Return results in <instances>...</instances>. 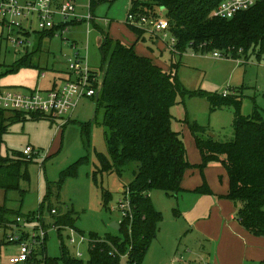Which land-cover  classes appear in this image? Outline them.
<instances>
[{
  "label": "rangeland",
  "instance_id": "374dc122",
  "mask_svg": "<svg viewBox=\"0 0 264 264\" xmlns=\"http://www.w3.org/2000/svg\"><path fill=\"white\" fill-rule=\"evenodd\" d=\"M131 1L96 0L93 21L89 24L84 21L61 35L42 39L34 32L26 36V42L18 48L10 44L9 30L0 24V88L26 91L47 89L53 80L60 84L68 70L67 60L76 54L84 58L88 68L101 79L102 56L98 41L102 28L110 37L134 45L136 53L151 58L162 69H172L184 89L216 95L236 93L243 115L251 114L256 106L264 116V52L257 57L255 51L248 50L236 58L226 52L221 53L227 58H216L212 51L195 53L190 49L181 55L173 53L163 43L165 41L151 39L148 32L137 39L125 20L132 8ZM81 8L77 5V12L86 15L88 12ZM169 39L168 35L164 40ZM24 60H30L32 66L22 65L17 72L5 74L7 69ZM96 105L95 96L82 97L72 113L65 116L69 118L63 127H57L60 123L48 118L30 117L8 127L3 136L2 155L22 152L29 146L33 158L21 163L20 172L25 176L19 179L18 189H0V206L5 208L4 219L7 220L2 226L10 228L4 233L0 229V264H45V257L63 264L59 234L70 255L80 251V259L85 262L89 258L87 239L91 233L100 239L106 234L120 236L119 230L111 224L123 220L117 201L124 197L122 191L133 179L137 164H128L121 176L115 170L94 174L99 167L97 154L108 156V131L101 124L103 111L96 112ZM233 111L226 106L211 111L204 96L178 97L169 109L171 129L181 134L190 163L198 165L201 158L188 124L196 122L205 126L204 136L229 140L233 138ZM90 122L89 130L83 132L82 125ZM80 159L83 160L71 172ZM203 175L213 192L211 195L194 191L202 182L197 167L184 173L183 190L149 192L162 221L141 264H264V236H255L243 228L237 220L235 205L224 197L228 178L223 166L208 162ZM106 192L112 199L104 206L103 193ZM51 209H56V213L52 214ZM62 214L70 224L56 225L61 228L58 232L53 223L55 217ZM16 216H21L24 222H17ZM41 224L46 231L44 250L35 244L28 261L10 263L19 245L8 242L7 236L22 232L23 228L25 232L38 233ZM70 229L75 231L72 234L75 243L68 240ZM78 233L85 236L80 244ZM120 257L121 264H125L128 251Z\"/></svg>",
  "mask_w": 264,
  "mask_h": 264
},
{
  "label": "trees",
  "instance_id": "16d2710c",
  "mask_svg": "<svg viewBox=\"0 0 264 264\" xmlns=\"http://www.w3.org/2000/svg\"><path fill=\"white\" fill-rule=\"evenodd\" d=\"M95 1L91 2L92 14ZM220 1L132 0L131 10L153 16L165 11L169 32L176 39L175 49L171 50L173 53L181 55L187 49L195 53L216 50L231 53L236 58L252 50L259 57L264 52V0L231 18L213 17L211 13ZM130 28L137 39L143 36V30ZM100 32L98 48L102 56V86L95 97L96 112L103 111L101 124L108 131V156L97 154L99 167L94 174L115 170L121 176L128 164H137L133 179L127 186L133 216L119 224L120 236L106 234L100 239L91 233L89 237L93 242L89 244V258L85 262L70 255L59 234L60 261L63 264H121L120 256L128 251L125 264H141L162 221L149 192L153 189L166 193L183 190L184 173L197 167L202 182L194 191L213 194L203 175L208 162H218L225 169L228 191L224 197L234 203L239 224L255 236H264V116L258 108L254 106L251 114L243 115L241 100L236 93L223 96L203 90L188 91L172 69H162L151 58L136 53L133 45L110 37L102 28ZM39 34L41 39L53 37L54 31ZM22 65L32 66L30 60L20 61L5 74L17 72ZM185 95L206 97L211 111L225 106L234 110L233 138L229 140L204 136L205 126L196 122L188 124L201 158L198 165L188 161L181 134L171 129L169 109L178 97ZM28 117L36 120L47 118L39 113L0 108V189L5 191L19 188V179L25 176L20 172L21 163L32 161L33 156L27 158L23 151L2 155L3 136L11 124L23 122ZM90 124L82 125L83 132L89 130ZM82 160L75 163L71 172ZM111 199L110 193H103L104 206ZM5 215V208L0 206V226L7 221ZM64 217L63 214L55 217L54 226L70 224ZM57 230L59 232L60 228ZM44 263L57 264V261L45 257Z\"/></svg>",
  "mask_w": 264,
  "mask_h": 264
},
{
  "label": "built area",
  "instance_id": "2783aa9c",
  "mask_svg": "<svg viewBox=\"0 0 264 264\" xmlns=\"http://www.w3.org/2000/svg\"><path fill=\"white\" fill-rule=\"evenodd\" d=\"M261 0H221L211 15L218 18H231L235 13L246 10L254 6ZM92 0H0V24L9 30L7 39L13 47L18 48L26 42V36L37 32L54 31V36L61 35L62 32L71 28L72 24L93 21L91 12ZM81 5V11L85 10L86 15H80L76 6ZM128 25L141 29L161 39H166L169 35L170 39L166 44L170 50L175 49L176 39L169 32V24L167 18L162 13L159 15H149L143 12L128 11L126 15ZM33 24L35 27L33 28ZM214 57H223L226 55L216 50L212 51ZM67 68L69 77L61 80L60 84L53 81L47 89H29L26 91L3 89L0 88V108L6 111H24L39 113L55 122H59L60 126L68 121L66 115H70L79 100L82 97L97 96L102 86L101 79L91 71L84 58L77 54L73 59L67 60ZM41 77H44L41 74ZM223 96L227 93H223ZM32 149L26 146L23 154L29 158L32 155ZM122 191V190H121ZM124 197L118 199L117 207L122 211L123 220L132 219V207L129 200V190L125 187L122 191ZM56 213L55 209L51 210ZM17 222H24L21 216H16ZM122 220V221H123ZM120 221L118 224H120ZM46 231L40 226L38 233L19 232L12 233L7 236L8 242H15L19 245L17 253L10 257V263H20L28 261L35 244H39L44 240ZM71 234L68 237L70 243H75L72 234L75 232L70 229ZM78 244L85 241V236L78 233ZM88 243L93 240L88 237ZM82 256L80 251H76L74 257ZM211 264V263H208Z\"/></svg>",
  "mask_w": 264,
  "mask_h": 264
},
{
  "label": "crops",
  "instance_id": "0c3cea01",
  "mask_svg": "<svg viewBox=\"0 0 264 264\" xmlns=\"http://www.w3.org/2000/svg\"><path fill=\"white\" fill-rule=\"evenodd\" d=\"M70 29V28H69ZM68 29V30H69ZM144 33H145V31H144ZM144 33H143V35H144ZM150 34V33H149ZM152 34H150V36H151ZM45 37V36H44ZM48 37V36H47ZM143 37V36H142ZM153 38H155V39H158V40H160V41H165V42H163V43H166L167 42V40H163V39H161V38H159V37H157V36H154V35H152L151 36V39H153ZM100 41H101V38L99 39V41H98V45H99V43H100ZM129 45H131V44H129ZM134 46V45H133ZM135 50V49H134ZM153 61V60H152ZM154 62V61H153ZM155 63V62H154ZM156 64V63H155ZM68 69V68H67ZM69 76V71L68 70H66V75H65V77L63 78V79H61V80H64V79H66L67 77ZM53 81H55V80H53ZM56 82V81H55ZM56 123V122H55ZM190 170V169H189ZM183 180V179H182ZM182 184V183H181ZM208 184V183H207ZM209 186V185H208ZM211 195V194H210ZM234 204V203H233ZM27 223V222H26ZM40 226H42V228L44 227L42 224L40 225ZM120 226V225H119ZM56 228H58V227H56ZM0 229H2V231H3V233L7 230V229H5L3 226H0ZM61 229V228H60ZM23 231H24V228H23ZM22 231V232H23ZM19 232H21V231H16L15 233H19ZM46 233V232H45ZM45 238H46V235H45V237H44V240L41 242V243H39L38 245H42L43 243V245L45 246ZM18 250V249H17ZM32 252H33V249H32ZM16 253H17V251H16ZM33 254V253H32ZM73 256V255H72ZM79 259V258H78Z\"/></svg>",
  "mask_w": 264,
  "mask_h": 264
},
{
  "label": "water",
  "instance_id": "95a60500",
  "mask_svg": "<svg viewBox=\"0 0 264 264\" xmlns=\"http://www.w3.org/2000/svg\"><path fill=\"white\" fill-rule=\"evenodd\" d=\"M111 226H112L114 229H116V230H119V229H120L119 224L116 223V222L112 223Z\"/></svg>",
  "mask_w": 264,
  "mask_h": 264
}]
</instances>
